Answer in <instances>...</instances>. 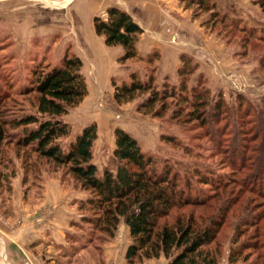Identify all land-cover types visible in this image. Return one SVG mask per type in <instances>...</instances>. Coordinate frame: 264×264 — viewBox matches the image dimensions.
<instances>
[{
    "label": "rangeland",
    "instance_id": "rangeland-1",
    "mask_svg": "<svg viewBox=\"0 0 264 264\" xmlns=\"http://www.w3.org/2000/svg\"><path fill=\"white\" fill-rule=\"evenodd\" d=\"M212 1L214 7L202 11L190 0H134L125 12L140 23L142 31L135 41L136 55L120 61L123 49L106 46L102 36L94 33L91 19L95 15L104 19L106 8L122 7L128 0H0V116L33 112V92L21 94L31 85L33 73L58 65L63 56L75 55L82 63L86 94L60 116L69 133L57 141L66 148L83 127L94 124L91 160L98 175L116 164L113 130L121 128L150 156L151 169L168 168L176 187L184 193L189 189L191 197L213 192L214 186L200 183L199 177L223 183L248 175L254 182L251 170L264 168V148L259 154L253 152L264 145V135L249 141L258 130L264 134V13L255 0ZM106 3L111 5L104 7ZM86 4L94 9H86ZM159 14L164 17L155 33ZM182 66L193 69L185 78L187 97L202 94L203 125L172 118L170 98L160 116L139 108L146 94L122 103L113 99L114 87L128 82L131 73L141 82L150 76L159 91L163 86L177 91ZM183 107L185 113L188 109ZM247 145L254 146L245 155ZM244 158L258 159L252 165ZM242 161L251 168H240ZM230 188L232 197L239 186L230 184ZM86 197L63 167L38 159L27 149L2 144L0 264L166 263L162 255L127 262L126 224L120 219L109 235L82 220L94 215L79 208ZM225 197H213L203 206L172 209L167 219L192 212L205 225L219 216L216 210ZM245 198H254L255 213L262 210L264 199L245 192L226 213L210 245L212 250L219 247L216 264H245L255 258L257 249L244 251L235 260L230 257L231 226L245 215L237 207ZM233 208L239 210L237 215L231 213ZM201 212L205 218L197 219ZM263 222L264 218L260 227Z\"/></svg>",
    "mask_w": 264,
    "mask_h": 264
},
{
    "label": "trees",
    "instance_id": "trees-1",
    "mask_svg": "<svg viewBox=\"0 0 264 264\" xmlns=\"http://www.w3.org/2000/svg\"><path fill=\"white\" fill-rule=\"evenodd\" d=\"M190 3L202 11L214 7L212 0H190ZM254 3L264 13V0H255ZM105 13L104 19L98 15L92 17L94 33L102 36L106 46L118 45L123 49L118 58L120 61L134 57L135 41L142 31L141 27L127 12L115 6L106 8ZM81 64L80 58L75 55L63 56L58 65L33 73L31 85L21 92H33V112L21 111L19 115L0 116V155L2 144H11L16 150L27 149L36 158L63 167L64 172L72 176L79 188L87 193L79 208L92 211L94 215L82 217V220L109 235L120 219L124 221L130 239L124 253L127 262L133 258L162 255L166 259L165 264H216L219 247L215 245L212 250L210 245L224 224L226 213L237 201L239 203L245 192H252L264 199V189H261L262 185L258 181L261 178L264 181V168L251 170L254 182H249L251 177L248 175L237 181L231 179L223 183L199 177L200 183L209 188L214 186L211 188L213 192L191 197L189 189L184 193L176 187L173 178L169 177L168 168L160 171L151 169L150 156L140 149L137 141L123 129L115 128L112 157L116 164L113 169H104L98 175L91 160L92 144L96 137L94 124L83 127L66 148H62L57 141L69 133L68 125L60 116L86 94L85 81L80 73ZM192 71V68L186 69L185 66L178 70L181 79L177 91L169 86H163L159 91L150 76L145 82H141L131 73L128 82L114 87L113 99L122 103L137 94H146L139 108L152 112L154 116H160L167 110V99L170 98L174 102L170 114L172 118L195 121L203 125L206 118L203 113L202 94L193 92L192 98L186 95L185 78ZM183 105L188 109L185 113ZM18 128L19 131H16ZM263 135V131L258 130V133L251 134L249 141L253 142L258 136L263 138ZM253 146L245 147V155L252 153ZM261 148L264 145L253 152L259 154ZM257 159L254 158L253 162V159L244 158V162L252 161L254 165ZM239 167L250 166H244L242 161ZM230 184L239 186L232 197L229 194L233 187L227 189ZM221 195L226 197L221 200L222 204L216 210L219 216L213 220L211 217L205 225L200 220H195L192 212L179 215L171 221L167 219L172 209H180L183 205L203 206L209 199ZM253 199L245 198L237 205L238 209L246 213L241 217L239 215V219L231 226L230 244L234 246L231 248L230 257L235 260L242 257L244 251L248 250L249 253L250 250L257 249L255 258L245 264H264V222L263 227L259 225L264 218V203L261 204V212L255 213ZM238 209L233 208L231 213L237 215ZM199 218L203 219L205 215L201 212L197 219Z\"/></svg>",
    "mask_w": 264,
    "mask_h": 264
},
{
    "label": "crops",
    "instance_id": "crops-1",
    "mask_svg": "<svg viewBox=\"0 0 264 264\" xmlns=\"http://www.w3.org/2000/svg\"><path fill=\"white\" fill-rule=\"evenodd\" d=\"M120 1H121V0H120ZM133 1H134V0H128V2H129L130 4L127 3V2H124V6H122V7H121V6H120V7L118 6V7H119L120 9L124 10V11H127V10H126V7L129 8L130 6H132L131 4H134ZM110 5H111L110 3H106V4L103 5V6H104V7H107V6H110ZM85 7H86V9H88V10L94 9V7H92L90 4H89V5L86 4ZM162 17H164V16H163L162 14H161V15L159 14V18H160V19H159L158 22L156 23V28H155V29L153 28V32L157 33L158 30H160V28H161ZM150 18H151V16H150ZM135 22H136V21H135ZM136 23L141 27L140 23H138V22H136ZM158 23H159V24H158ZM141 28H142V27H141ZM31 260H32V259H31ZM31 260H30V261H31ZM31 263H32V261H31ZM34 264H38V262L36 261V262H34Z\"/></svg>",
    "mask_w": 264,
    "mask_h": 264
}]
</instances>
